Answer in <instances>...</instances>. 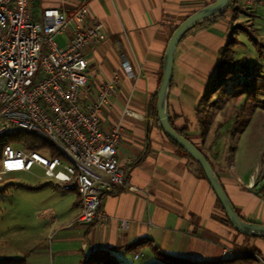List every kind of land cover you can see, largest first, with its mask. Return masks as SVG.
I'll use <instances>...</instances> for the list:
<instances>
[{
  "label": "crops",
  "instance_id": "obj_1",
  "mask_svg": "<svg viewBox=\"0 0 264 264\" xmlns=\"http://www.w3.org/2000/svg\"><path fill=\"white\" fill-rule=\"evenodd\" d=\"M214 1L32 0L37 20L45 8L63 9L71 17L88 5V20L104 23L102 42L86 53L84 96L90 101L100 85L118 78L117 92L102 114V128L107 131L122 122L118 157L129 183L139 191L117 187L103 197L105 220L74 224L81 211L78 193L65 191L49 179L34 184L33 191L43 192L37 210L47 221L52 244L43 246L44 252L28 264H84L98 251L117 258L131 255L135 260L146 250L152 253L148 247L139 254L127 252L141 239H150L168 255L194 261L221 260L225 247L252 257L256 254L258 263L264 261V237L246 236L225 222L227 215L198 163L167 137L158 115L151 111L175 28ZM244 12L220 17L222 12L189 29L177 48L168 103L171 121L177 128L186 127L191 141L208 155L237 211L249 221L264 223V196L253 183L251 167L238 159L219 160V150L207 144L209 132L204 138L198 117L233 19ZM70 30L59 36L61 45L67 43ZM123 56L129 69L123 65ZM126 109L135 115L125 114ZM12 175L6 184L15 180ZM46 209H52L56 218L43 217ZM123 220L129 222L128 228H123ZM247 245L257 250H246Z\"/></svg>",
  "mask_w": 264,
  "mask_h": 264
},
{
  "label": "built area",
  "instance_id": "obj_2",
  "mask_svg": "<svg viewBox=\"0 0 264 264\" xmlns=\"http://www.w3.org/2000/svg\"><path fill=\"white\" fill-rule=\"evenodd\" d=\"M232 1L264 10V0ZM88 19V5L71 17L63 9L45 8L37 20L32 0H0V186L9 175L32 173L37 166L42 177L78 193L81 211L75 223L105 220L103 197L117 187L139 191L129 183L118 157L122 122L107 131L102 128V114L117 92L118 78L103 83L90 101L85 100L86 53L102 42L105 30L101 20ZM70 28L67 43L61 45L59 36ZM123 65L130 68L125 56ZM125 114L135 115L130 109ZM19 133L46 143L41 150L14 140L3 143ZM42 215L56 218L52 209ZM122 226L128 228L129 222L123 220ZM239 255L229 247L223 250V259Z\"/></svg>",
  "mask_w": 264,
  "mask_h": 264
},
{
  "label": "rangeland",
  "instance_id": "obj_3",
  "mask_svg": "<svg viewBox=\"0 0 264 264\" xmlns=\"http://www.w3.org/2000/svg\"><path fill=\"white\" fill-rule=\"evenodd\" d=\"M239 25H247L253 29L264 45V10L249 9L239 14L233 19V26ZM239 39L243 45L238 49V57L256 59L257 64L253 72L250 70V79L257 82L256 87L264 85V57L259 58L246 33H240ZM60 43L63 44L61 39ZM254 91L256 89L239 94L235 99L214 95L211 102L203 106L200 123L208 125L209 134L206 141L219 150V160L228 163L238 159L242 160L244 166H250L253 183L264 196V97ZM42 175L43 170L36 166L32 173H15L12 175L14 181L0 186V259L4 256H14L24 257L27 262H31L44 252L43 246L52 244V236L49 237L45 229L47 221L40 218L37 210V203L43 192L30 188L48 180ZM244 248L257 250V247L252 245ZM144 252V255L135 260L131 255L120 258L114 255V258H117L118 264H155L152 253L148 250ZM262 257L264 259V256Z\"/></svg>",
  "mask_w": 264,
  "mask_h": 264
},
{
  "label": "trees",
  "instance_id": "obj_4",
  "mask_svg": "<svg viewBox=\"0 0 264 264\" xmlns=\"http://www.w3.org/2000/svg\"><path fill=\"white\" fill-rule=\"evenodd\" d=\"M248 10L249 8L246 7L245 5L237 1H232L229 4V6L226 8V10L220 15V17H225L230 12H233L236 16L238 12L248 11ZM239 31L246 33L248 37H250L251 42L254 44V47L259 54V58L263 59L264 57V45L257 38V35L253 29H251L247 25H239L238 27H233L229 35V38L227 39L226 43L224 44V46L221 48L219 52V56L216 62V71L211 77V80L209 81L207 90L204 94V97L201 103V110H199V114H198L199 120L202 118L201 111L204 108L203 106H206L207 104H209L211 102L210 101L211 98L216 94L222 98L228 96V98L235 99L239 94H243L246 92H253V90L256 89V91L254 92L259 94V96L264 97V85L262 84L256 87L257 82H253V80L250 79L252 76L251 71L253 72L254 66L257 64L256 59L252 60L250 59V57H247V56L238 57L239 56L238 49L242 47L243 45V43L239 39V34H238ZM162 76H163V68H162V72L160 76V82H161ZM262 78L264 79V77ZM258 84H261V83L258 82ZM151 111H153L156 115H158L157 94H155L154 100L151 103ZM171 124L180 134L190 139L187 133L186 127L177 128L172 121H171ZM203 124L201 122V130H202L203 137L206 138V135L208 134V131H209L208 125L204 126ZM19 136L21 138L18 136L9 137L10 139H5L3 143L7 142L8 140H14V142L17 145L24 144L30 148L38 149V150H41V148L46 143L44 140L40 139L37 136L22 134V133L21 134L19 133ZM167 137L170 139L168 135ZM171 141L177 146H179L172 139ZM1 146L2 144L0 145V149H1ZM181 149L185 153H187L183 148ZM187 155L189 154L187 153ZM205 155L209 159L206 153ZM199 168H200L201 173L205 175L200 165H199ZM225 222L231 225V222L229 221L227 216L225 218ZM146 247H148L150 251L152 252L154 260H155V264H258V260L247 253L239 255L235 258L221 259V260H216V261H194V260H190L187 258L175 257V256L168 255L164 253L163 251H161L159 246L155 245L153 241H151L150 239H141L133 243L130 247H128L127 252H129L130 254H139ZM116 262H117V258L116 257L114 258L113 255L107 252L98 251V252L91 254L87 258L84 264H118ZM0 264H28V263H27L26 258L24 257L4 256L0 259Z\"/></svg>",
  "mask_w": 264,
  "mask_h": 264
},
{
  "label": "water",
  "instance_id": "obj_5",
  "mask_svg": "<svg viewBox=\"0 0 264 264\" xmlns=\"http://www.w3.org/2000/svg\"><path fill=\"white\" fill-rule=\"evenodd\" d=\"M229 4L230 0H216L191 14L174 30L166 48L163 76L157 89L158 119L163 131L170 139L183 148L201 166L234 229L246 236L264 237V223L246 220L239 214L205 153L190 139L180 134L170 121L168 97L173 81L175 58L179 43L194 25L224 12Z\"/></svg>",
  "mask_w": 264,
  "mask_h": 264
}]
</instances>
